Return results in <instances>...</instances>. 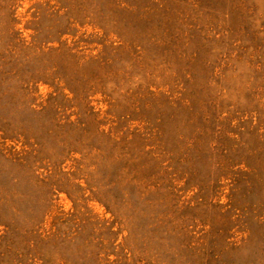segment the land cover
Returning <instances> with one entry per match:
<instances>
[{
  "label": "rangeland",
  "instance_id": "rangeland-1",
  "mask_svg": "<svg viewBox=\"0 0 264 264\" xmlns=\"http://www.w3.org/2000/svg\"><path fill=\"white\" fill-rule=\"evenodd\" d=\"M0 264H264V0H0Z\"/></svg>",
  "mask_w": 264,
  "mask_h": 264
}]
</instances>
